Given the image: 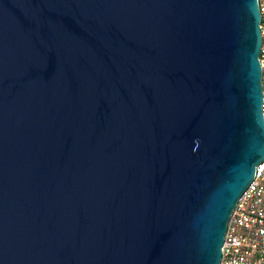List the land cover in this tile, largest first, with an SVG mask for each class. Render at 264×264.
<instances>
[{"label":"water","instance_id":"1","mask_svg":"<svg viewBox=\"0 0 264 264\" xmlns=\"http://www.w3.org/2000/svg\"><path fill=\"white\" fill-rule=\"evenodd\" d=\"M257 0H0V264H219L264 160Z\"/></svg>","mask_w":264,"mask_h":264},{"label":"built area","instance_id":"2","mask_svg":"<svg viewBox=\"0 0 264 264\" xmlns=\"http://www.w3.org/2000/svg\"><path fill=\"white\" fill-rule=\"evenodd\" d=\"M260 13L262 115L264 118V0ZM219 264H264V160L255 167L254 178L238 200L224 234Z\"/></svg>","mask_w":264,"mask_h":264}]
</instances>
